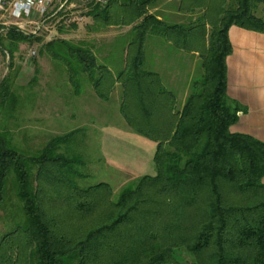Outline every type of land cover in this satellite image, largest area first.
<instances>
[{
	"label": "trees",
	"instance_id": "obj_1",
	"mask_svg": "<svg viewBox=\"0 0 264 264\" xmlns=\"http://www.w3.org/2000/svg\"><path fill=\"white\" fill-rule=\"evenodd\" d=\"M155 0H108L88 12L99 27L133 26L123 66L115 75L85 41H49L63 46L70 78L87 74L100 99L123 88L121 113L139 134L157 142L155 175L143 176L117 200L109 183L82 187L76 169L83 160L59 152L76 132L53 138L39 156L8 147L0 135V207L14 170L26 221L0 239V264H264V141L232 132L246 108L228 95L227 58L233 25L264 33L257 2L235 0L221 7L210 31L204 25H169L149 13ZM3 27H0V29ZM13 58L22 43L41 42L15 26L4 28ZM160 35L179 48H203V74L191 83L181 110L159 73L146 68V41ZM190 41V42H189ZM11 78L0 84V102L15 104ZM30 164L38 167L37 187Z\"/></svg>",
	"mask_w": 264,
	"mask_h": 264
},
{
	"label": "rangeland",
	"instance_id": "obj_2",
	"mask_svg": "<svg viewBox=\"0 0 264 264\" xmlns=\"http://www.w3.org/2000/svg\"><path fill=\"white\" fill-rule=\"evenodd\" d=\"M71 2L77 5V11L86 16L83 23L69 24L62 18V14L53 16L48 21V29L35 36L41 42L20 44L12 59L8 52L3 53L1 74L11 78V90L17 95L18 101L16 105L9 100L0 102V135L5 138L8 147L28 157H36L53 138L76 132L61 145L59 152L78 156L83 160L82 164L76 165L80 174L77 179L80 186L109 183L113 189V199L117 200L125 189L136 186L143 176L156 174L154 155L157 142L139 134L126 122L121 113V84L115 86L110 100L100 99L87 74L79 76L77 86L72 82L66 61L59 58L60 54H67L66 48L58 43L49 48L44 46L52 40H90L87 36L91 34L95 37L96 29L99 33L109 29L102 27L103 30L100 31L101 27L92 23L93 18L89 19L90 16L87 15L97 4L95 0ZM259 4L260 2L256 3L254 10L260 8ZM1 16L0 13V18ZM94 24L97 27L92 29ZM0 27H4L1 19ZM5 36L3 31L0 42L7 46L9 42ZM175 50L179 48L175 47ZM33 51L36 55H32ZM149 51L150 48L147 47L146 68L155 69L161 78L164 77V85L169 86L168 89L176 94V108L181 110L185 104L178 93V85H181L178 71V66H182L181 63L178 64L181 54L160 58L155 63ZM115 54H119L120 58L121 51L115 50ZM100 61L103 63L101 59ZM118 66H122V62ZM200 69L198 77L203 74V69ZM87 102L90 110L85 105ZM30 173L35 189L38 167L30 164ZM25 221L16 175L11 169L6 179L4 202L0 207V239ZM175 256L182 262L193 264V257L184 249L178 250Z\"/></svg>",
	"mask_w": 264,
	"mask_h": 264
},
{
	"label": "crops",
	"instance_id": "obj_3",
	"mask_svg": "<svg viewBox=\"0 0 264 264\" xmlns=\"http://www.w3.org/2000/svg\"><path fill=\"white\" fill-rule=\"evenodd\" d=\"M234 4L235 0H155L149 6V13L156 15L158 19L169 25H181L188 28L196 24H206V29L210 31L212 24L220 17L221 7L223 5L230 7ZM259 5L261 6L255 9V13L264 18V1ZM94 25L95 27L92 29L97 27L96 24ZM132 27H108L109 29H107L110 31L106 30L102 33L96 29L94 32L100 38L90 34L87 36L90 40H85L90 44L97 57L107 64L115 75L124 64L125 48L129 43ZM229 38L233 51L227 58L228 95L231 100L246 108L245 112L239 113V121L231 127V130L236 133L250 134L264 141V33L233 25L229 30ZM93 40L95 41L93 42ZM191 43L194 47L193 51L179 48L173 41L156 34H150L146 41V53L147 47H149V54L154 58L155 63L159 62L160 58L166 59L173 57L174 54H181V59L178 62V64H182V66H178L180 67L178 71L181 85H178V93L184 99L183 102L190 94L192 81L198 78L201 72L203 61L200 52L204 46L203 43L200 40H192ZM175 47L179 50H175ZM115 50L121 51L120 58L119 54L116 56ZM3 55L0 49V67ZM121 62L122 66L119 67L118 64ZM150 70L155 71V69ZM5 77V74H1L0 70V84ZM162 78L164 77L162 76ZM165 86L167 87L166 84ZM76 96L81 95L76 94ZM85 105L88 110L91 109L89 103Z\"/></svg>",
	"mask_w": 264,
	"mask_h": 264
},
{
	"label": "built area",
	"instance_id": "obj_4",
	"mask_svg": "<svg viewBox=\"0 0 264 264\" xmlns=\"http://www.w3.org/2000/svg\"><path fill=\"white\" fill-rule=\"evenodd\" d=\"M106 4L108 0H95ZM0 13L3 28L15 26L20 31L39 35L48 29V21L53 16L63 15L69 24H81L86 16L77 11V5L71 0H0ZM32 55H36L33 51Z\"/></svg>",
	"mask_w": 264,
	"mask_h": 264
}]
</instances>
